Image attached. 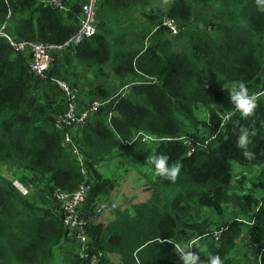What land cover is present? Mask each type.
I'll return each mask as SVG.
<instances>
[{"label": "trees", "instance_id": "1", "mask_svg": "<svg viewBox=\"0 0 264 264\" xmlns=\"http://www.w3.org/2000/svg\"><path fill=\"white\" fill-rule=\"evenodd\" d=\"M81 1H64L69 8L64 13L37 0H0V25L12 9L14 38L61 45L78 28ZM164 3L160 10L156 0H100L95 34L73 49L53 52L44 80L29 72L28 55L15 53L0 38V264H90L71 250L70 260L61 263L69 239L59 203L54 198L42 205L23 195L4 168L49 179L48 196L54 188L72 191L90 183L80 212L90 252L119 255L118 263L101 259L102 264H182L177 249L194 239L206 246L193 252L197 264H209L216 255L222 264H264V195L230 194L234 163L256 167L258 182L252 184L264 191V97L251 116L239 114L222 127L216 114L234 109L229 97L241 83L251 94L264 81V12L255 0ZM163 16L180 24L177 35L161 24ZM72 64L90 71L92 87L67 78ZM54 79L78 89V110L92 100L111 99L75 133L83 164L63 147L55 127V115L65 112L68 102ZM199 106L209 111L213 136L199 135L206 127L196 114ZM244 131L250 143L240 149ZM139 132L171 139L145 142ZM180 136L193 141L207 136L209 142L187 155ZM244 151L254 158H245ZM159 154L169 157L168 166L179 167L174 182L155 174L150 157ZM112 162L118 174L141 176L145 182H138L150 196L115 208L100 222L97 206L108 202L121 176L106 177L98 169ZM229 206L228 219L216 223L214 217ZM219 226L225 228L215 240L212 232Z\"/></svg>", "mask_w": 264, "mask_h": 264}, {"label": "built area", "instance_id": "2", "mask_svg": "<svg viewBox=\"0 0 264 264\" xmlns=\"http://www.w3.org/2000/svg\"><path fill=\"white\" fill-rule=\"evenodd\" d=\"M39 4L43 6H49L51 8L57 9L60 12L67 13L69 8L66 7L64 1L66 0H37ZM74 1V0H71ZM100 0H82L80 3V14L78 28L75 33H73L63 44L52 45L39 41H30L14 38L11 34L12 26L14 24L15 14L12 9L8 10L5 21L0 25V38H4L8 41L15 53H22L29 56V72L38 80H44L46 78V71L50 63L54 60L52 55L55 51H61L66 48H75L82 41L92 37L96 32V22L97 13L99 9ZM161 24L169 29L171 36L177 35L180 32V24L176 22L173 18L168 16H163L161 18ZM157 29L155 25L153 31ZM64 92L67 97L68 108L65 112H61L55 115L54 122L55 127L61 133L62 145L70 152L80 164H83L84 157L81 154L78 143L74 139L75 133L80 131L83 125L86 123L88 117L91 113L97 111L102 105L109 103L111 99L100 100L95 99L90 101L84 109L78 110V102L76 100V95L78 94V89L72 87L63 80H53ZM126 86L124 87V89ZM119 94V93H118ZM249 95H255L257 99L264 97V81L255 92ZM204 120L206 122V127L199 133L201 137L211 134V129L213 127L210 122V114L207 108H204ZM217 116L220 119V127L231 121L234 116L240 113L236 112L235 109L228 112H218ZM225 117H229L225 120ZM143 136L142 140L145 142H160L161 140H170L171 138H161L153 135L144 134L139 132L137 136ZM179 139L184 142L187 147V155H191L196 149L204 147L209 142V138L203 141H193L186 136H180ZM126 143V142H125ZM130 143V142H129ZM82 173H85L82 170ZM239 175L236 177L238 178ZM13 185L23 194H27V189L21 185V183L14 179L12 180ZM52 185V183H51ZM90 191V183L82 182L72 191H64L59 188H54L53 196L59 203V209L61 212V219L64 227L67 229V238L69 239L68 244L63 249H68L72 253L77 254L81 259L88 260L90 264H102L101 259H105V254L101 251L90 252V240L88 233L86 231V221L81 217V208L84 206L88 193ZM262 201L259 202L258 207L255 211L259 209ZM116 208L115 203L101 202L97 206L98 213H110ZM239 221H244V218L238 219ZM224 226H219L212 232V236L215 240H218L221 233L224 230ZM190 243L186 245L189 246ZM70 246V248L68 247ZM191 251V249H190ZM193 252V251H191Z\"/></svg>", "mask_w": 264, "mask_h": 264}, {"label": "rangeland", "instance_id": "3", "mask_svg": "<svg viewBox=\"0 0 264 264\" xmlns=\"http://www.w3.org/2000/svg\"><path fill=\"white\" fill-rule=\"evenodd\" d=\"M191 24L194 27H198V28L202 27L201 24H195V22H192ZM111 86L114 89L116 88L115 83H112ZM204 113L205 111H204L203 106H199L196 109V114L200 119L204 118ZM3 170H4L3 173L9 176L11 180H14V179L18 180L21 183V185L27 189L26 195L29 196L34 201H36L38 204L50 205L51 202H53L52 200L54 199V196L53 195L48 196L46 192L48 185L51 184V181L49 179L47 178L38 179V178L27 177L23 174L20 175V173L16 171L9 172L7 171L8 170L7 168H4ZM98 171L106 177L115 176L116 174L121 172L115 162L102 164L99 167ZM256 171H257L256 167H243L241 165L234 163L233 168H232L233 185H232V189L230 190V194L231 195L251 194L254 197H258V198L263 196L264 191L261 189H255L252 184L253 181L258 182ZM118 175H120L121 177L118 180L116 190H114L113 193L110 194V196L108 197L109 203H115L116 208H119V207L123 208V207H126V204L128 203H138V202L145 201L146 199L149 198L150 192L144 189V185H142V183L138 182L141 180L145 182V180L141 178V176L137 175L133 171H128L125 174H118ZM238 175L245 176L246 179L244 180V182L242 181V183H239L235 180V178ZM24 178L27 179L28 185H26L25 183H22V179L24 180ZM232 202L235 205V201H232ZM232 206H229L228 210L225 213H223V215L215 216L214 217L215 222L221 223L222 220L226 221L228 217L230 216L229 212L232 210ZM257 207L258 205L256 206V208ZM111 213L112 212L100 213V215H98L96 219L100 222L102 221L105 222L107 221ZM245 237L246 236H243L239 239L240 245H244ZM190 246H191L190 248L191 251H198V252H202L206 247L204 244V241L199 240V239L193 240ZM68 247L70 248V246ZM104 254H105L106 261H110L113 263L119 262V255H116L115 253L110 254L107 252H104ZM69 255H70V252H68V249H63L61 251V258H60L61 263H67L70 260Z\"/></svg>", "mask_w": 264, "mask_h": 264}, {"label": "clouds", "instance_id": "4", "mask_svg": "<svg viewBox=\"0 0 264 264\" xmlns=\"http://www.w3.org/2000/svg\"><path fill=\"white\" fill-rule=\"evenodd\" d=\"M255 4L259 11L264 12V0H255ZM236 112L240 113L244 117L251 116L257 107V97L255 95H249L247 87L241 83L239 85V90L233 89L229 97ZM229 117H225L227 120ZM117 139L124 142L123 139L117 134ZM250 143L249 134L247 131L241 133L237 140V145L240 149H247ZM243 155L248 160L254 158V154L250 151H244ZM169 157L167 155L159 154L150 157V163L154 165L155 174L157 176L163 177L164 179L175 181L177 175L179 174V167L168 166ZM191 246H180L177 249L182 264H197L199 256L196 253L190 251ZM209 264H222V261L218 255L211 256L209 259Z\"/></svg>", "mask_w": 264, "mask_h": 264}, {"label": "crops", "instance_id": "5", "mask_svg": "<svg viewBox=\"0 0 264 264\" xmlns=\"http://www.w3.org/2000/svg\"><path fill=\"white\" fill-rule=\"evenodd\" d=\"M164 1L165 0H156V4L155 5L160 10H163L162 8L164 7V4H165ZM59 63L61 65L64 64L63 55H61ZM66 76H67V78L70 81L75 82V83L79 84L80 86H84L85 88H90L94 84L93 80L91 78L90 71H88V70H86V69H84L82 67H79L76 64H72V65L67 66V68H66ZM194 240H197V239H194ZM192 241H190V245H191Z\"/></svg>", "mask_w": 264, "mask_h": 264}]
</instances>
